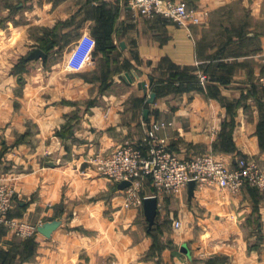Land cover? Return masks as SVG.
Here are the masks:
<instances>
[{
	"label": "crops",
	"instance_id": "0c3cea01",
	"mask_svg": "<svg viewBox=\"0 0 264 264\" xmlns=\"http://www.w3.org/2000/svg\"><path fill=\"white\" fill-rule=\"evenodd\" d=\"M177 1L201 23L143 17L122 0H0V179L15 192L10 217L59 223L50 237L27 238L0 224V264H264L259 189L157 196L151 227V182L127 206L130 189L93 162L126 143L145 150L159 124L182 159L210 153L264 166V0ZM84 35L96 45L72 69ZM35 49L46 58L29 61Z\"/></svg>",
	"mask_w": 264,
	"mask_h": 264
},
{
	"label": "built area",
	"instance_id": "2783aa9c",
	"mask_svg": "<svg viewBox=\"0 0 264 264\" xmlns=\"http://www.w3.org/2000/svg\"><path fill=\"white\" fill-rule=\"evenodd\" d=\"M127 8L143 17L163 19L174 22L180 27L200 24V17L195 9L184 1L177 0H122ZM96 41L84 35L68 58V66L80 70L87 62ZM207 79L202 75L201 80ZM264 88V75L258 79ZM159 124H154L145 137V150L132 143L118 146L109 155L93 159L101 176L114 184L128 181L131 183L129 203H141L139 189L146 179H150L155 188V197L176 195L185 189L191 181L196 186L217 185L233 192L244 186L259 189L264 194V166L257 160L239 157L235 165L206 153L190 159H182L167 146L164 139L158 136ZM15 201V192L0 179V224L14 230L15 235L27 238L38 232V225L12 219L10 212ZM180 223H176L179 227ZM22 264H33L25 262Z\"/></svg>",
	"mask_w": 264,
	"mask_h": 264
},
{
	"label": "water",
	"instance_id": "95a60500",
	"mask_svg": "<svg viewBox=\"0 0 264 264\" xmlns=\"http://www.w3.org/2000/svg\"><path fill=\"white\" fill-rule=\"evenodd\" d=\"M46 53H44L41 49H35L30 53L28 56V60H36L39 58H46ZM131 183L128 181L122 182L118 185L120 189H126L130 187ZM189 196L190 198L194 195V190L196 188V183L194 181H191L189 184ZM144 206H145V214L146 218L152 227L155 224L157 212H158V200L157 197L151 196L147 197L144 200ZM59 223L52 222V223H46L44 225H41L38 227V232L43 234L46 237H50L52 232L58 227Z\"/></svg>",
	"mask_w": 264,
	"mask_h": 264
},
{
	"label": "rangeland",
	"instance_id": "374dc122",
	"mask_svg": "<svg viewBox=\"0 0 264 264\" xmlns=\"http://www.w3.org/2000/svg\"><path fill=\"white\" fill-rule=\"evenodd\" d=\"M29 64H31V62H30ZM144 144H145V143H144ZM123 145H124V144H123ZM120 146H121V145H120ZM145 147H146V146H145ZM116 148H117V147H116ZM116 148H115V149H116ZM115 149H114V150H115ZM111 152H112V151H111ZM145 181H146V182H147V181H150V182H151L150 179H146ZM151 184H152V182H151ZM118 185H119V184H118ZM131 186H132V185H130V187H131ZM244 187H245V186H244ZM128 188H129V187H128ZM139 192H140V191H139Z\"/></svg>",
	"mask_w": 264,
	"mask_h": 264
},
{
	"label": "trees",
	"instance_id": "16d2710c",
	"mask_svg": "<svg viewBox=\"0 0 264 264\" xmlns=\"http://www.w3.org/2000/svg\"><path fill=\"white\" fill-rule=\"evenodd\" d=\"M44 50H45V51H48V50H49V48H48V49H45V48H44ZM26 61H27V59H26V58H25V59H23V62H26ZM263 139H264V138H263Z\"/></svg>",
	"mask_w": 264,
	"mask_h": 264
}]
</instances>
